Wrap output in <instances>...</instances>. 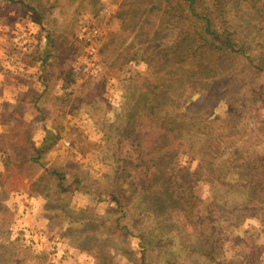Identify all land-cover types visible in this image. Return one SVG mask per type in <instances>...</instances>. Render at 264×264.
<instances>
[{
	"label": "rangeland",
	"instance_id": "374dc122",
	"mask_svg": "<svg viewBox=\"0 0 264 264\" xmlns=\"http://www.w3.org/2000/svg\"><path fill=\"white\" fill-rule=\"evenodd\" d=\"M231 18L247 54L219 60L175 45L180 0H0V264H264V189L237 184L264 160V18Z\"/></svg>",
	"mask_w": 264,
	"mask_h": 264
},
{
	"label": "trees",
	"instance_id": "16d2710c",
	"mask_svg": "<svg viewBox=\"0 0 264 264\" xmlns=\"http://www.w3.org/2000/svg\"><path fill=\"white\" fill-rule=\"evenodd\" d=\"M185 3L187 6V9L190 11V13L194 16H196V20L194 21V28H191L190 30L194 29L195 32L190 31L191 33L187 34L186 37L179 40L175 43L177 47H180L182 43L191 44L198 38L202 39L205 42V47L202 48V53L204 55L210 54L211 56H218L219 60L225 56L226 58H231L234 54H241V56H246L247 50L242 45L240 46L233 40V34L228 33L227 29H220L218 30L217 27L221 23L223 25H226V22L228 20H231V8L232 10H236L241 4H244L246 6L251 7L254 9L257 13V15L260 18H264V0H180V4ZM199 8L200 12H197V9ZM168 13H170L169 10H167ZM257 17V16H256ZM255 17V18H256ZM251 19V18H249ZM223 27V26H221ZM193 33V34H192ZM195 34V35H194ZM191 35L194 38H190ZM178 52V50H177ZM188 52H195V51H188ZM186 52V53H188ZM179 54H183L185 52H178ZM179 62V61H178ZM177 61H174L173 63H178ZM258 70H264V66L257 67ZM168 85L163 84L160 87H167ZM168 89H165L164 92L168 93ZM151 92L155 93L154 90H151ZM159 99L164 102L166 101V98L162 94H156ZM131 132V131H129ZM128 132V133H129ZM46 141V140H45ZM43 144L42 148H38L36 146H33L34 154L31 155L32 159L36 162H39L42 154L46 152L51 145L49 143L45 142ZM146 166L149 164L145 161H142ZM248 167L256 170L257 174H252L253 176L251 179L243 180L239 179L237 184H250L252 188L257 189H264V170H260L258 168L264 169V160L262 161V165L258 164L257 167L251 166L250 162H245ZM50 170L53 173L60 174L57 170L54 168H50ZM154 176V174H153ZM148 192V189H147ZM111 195H113L114 201L117 204L118 209H123L124 206H126V203L130 201V196H126L125 194L121 195H115L113 192ZM164 207H161L159 210L164 211ZM138 226V223L136 224ZM142 237V234H141ZM144 239V236H143ZM145 248L148 249L152 247V244L146 243ZM172 264V263H170Z\"/></svg>",
	"mask_w": 264,
	"mask_h": 264
},
{
	"label": "crops",
	"instance_id": "0c3cea01",
	"mask_svg": "<svg viewBox=\"0 0 264 264\" xmlns=\"http://www.w3.org/2000/svg\"><path fill=\"white\" fill-rule=\"evenodd\" d=\"M13 100H18V97L13 98Z\"/></svg>",
	"mask_w": 264,
	"mask_h": 264
}]
</instances>
